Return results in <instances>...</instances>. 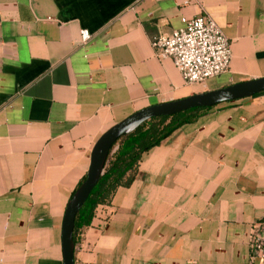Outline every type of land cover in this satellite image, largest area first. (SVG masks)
<instances>
[{
    "label": "crops",
    "instance_id": "1",
    "mask_svg": "<svg viewBox=\"0 0 264 264\" xmlns=\"http://www.w3.org/2000/svg\"><path fill=\"white\" fill-rule=\"evenodd\" d=\"M210 16L229 67L186 84L150 38ZM89 38L81 40V30ZM264 77V0H0V264H63L65 207L99 136L151 105ZM264 91L202 110L142 153L74 264H264Z\"/></svg>",
    "mask_w": 264,
    "mask_h": 264
},
{
    "label": "water",
    "instance_id": "2",
    "mask_svg": "<svg viewBox=\"0 0 264 264\" xmlns=\"http://www.w3.org/2000/svg\"><path fill=\"white\" fill-rule=\"evenodd\" d=\"M262 91H264V77L234 83L215 90L148 106L130 114L104 131L94 143L86 174L64 210L60 234L63 264H74V223L80 208L103 174L110 155L135 127L153 117L170 116L191 108L211 107L222 102L249 97Z\"/></svg>",
    "mask_w": 264,
    "mask_h": 264
},
{
    "label": "built area",
    "instance_id": "3",
    "mask_svg": "<svg viewBox=\"0 0 264 264\" xmlns=\"http://www.w3.org/2000/svg\"><path fill=\"white\" fill-rule=\"evenodd\" d=\"M80 36L86 41L88 31L81 30ZM150 45L157 58L172 59L186 84L219 75L228 69L231 59L228 39L214 19L205 14L193 17L170 34L152 36ZM247 246L251 260L264 262V218L248 229Z\"/></svg>",
    "mask_w": 264,
    "mask_h": 264
},
{
    "label": "trees",
    "instance_id": "4",
    "mask_svg": "<svg viewBox=\"0 0 264 264\" xmlns=\"http://www.w3.org/2000/svg\"><path fill=\"white\" fill-rule=\"evenodd\" d=\"M206 108H191L170 116L153 117L127 134L110 155L103 174L80 208L75 218L74 231L89 225L95 209L100 205H108L118 187H128L132 183L142 153L158 145L182 124L193 121Z\"/></svg>",
    "mask_w": 264,
    "mask_h": 264
}]
</instances>
